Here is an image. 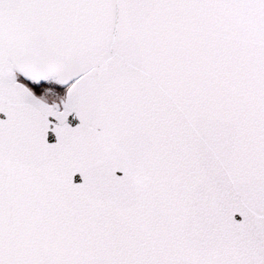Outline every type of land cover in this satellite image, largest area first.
<instances>
[{"label":"snow or ice","instance_id":"6c2138e0","mask_svg":"<svg viewBox=\"0 0 264 264\" xmlns=\"http://www.w3.org/2000/svg\"><path fill=\"white\" fill-rule=\"evenodd\" d=\"M0 264H264V0H0Z\"/></svg>","mask_w":264,"mask_h":264}]
</instances>
